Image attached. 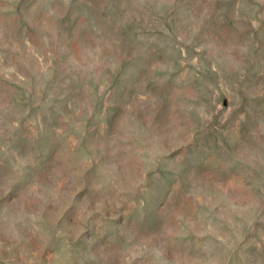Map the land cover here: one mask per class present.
Returning a JSON list of instances; mask_svg holds the SVG:
<instances>
[{
    "label": "rangeland",
    "instance_id": "374dc122",
    "mask_svg": "<svg viewBox=\"0 0 264 264\" xmlns=\"http://www.w3.org/2000/svg\"><path fill=\"white\" fill-rule=\"evenodd\" d=\"M0 264H264V0H0Z\"/></svg>",
    "mask_w": 264,
    "mask_h": 264
}]
</instances>
